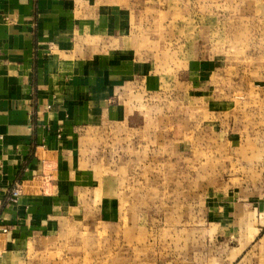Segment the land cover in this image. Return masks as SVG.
<instances>
[{"label":"crops","instance_id":"1","mask_svg":"<svg viewBox=\"0 0 264 264\" xmlns=\"http://www.w3.org/2000/svg\"><path fill=\"white\" fill-rule=\"evenodd\" d=\"M147 1L0 0V264H51L64 249L56 241L83 223L120 221L119 177L98 144L108 127L166 144L164 135L149 136V122L155 107L171 104V93L154 84L156 70L170 61L194 78L188 108L195 136L179 145L185 168L201 173L203 155L217 154L255 175L238 196L248 200V190H264V85L213 57H187L186 44L174 56L158 53L167 60L156 65L158 48L134 31L140 13L154 11ZM204 67L205 77L196 72ZM182 85L175 87L182 92Z\"/></svg>","mask_w":264,"mask_h":264},{"label":"rangeland","instance_id":"2","mask_svg":"<svg viewBox=\"0 0 264 264\" xmlns=\"http://www.w3.org/2000/svg\"><path fill=\"white\" fill-rule=\"evenodd\" d=\"M147 2L154 11L140 13L134 31L140 30V42L146 47L158 48L156 65L167 60L161 55L158 59V53L174 56L179 45L186 44L187 57L199 61L213 57L220 66L230 65L237 75L264 85V0ZM176 68L170 61L169 67L154 74L156 90L165 88L172 99L163 111L155 107L149 136L164 135L165 145L122 137L116 127L105 129L98 144L99 154L119 177L124 198L120 221L83 223L73 237L56 241L64 249L51 256V264H264V190H248V200L238 196V190L250 186L255 175L217 154L203 155L199 173L185 168L187 162L179 156L180 142L194 140L191 116L195 114L188 106L195 95L194 78L180 75ZM207 71L204 67L196 72L205 77ZM179 83H183L182 92L175 87ZM160 102L155 97L154 103L160 106ZM184 103L187 109H179ZM179 122L187 124L178 126ZM207 124L204 119L203 126ZM202 134L209 135V128H203ZM216 200L220 204L211 203ZM234 206L235 213L230 215ZM215 214H220L221 222ZM243 214L249 220H239Z\"/></svg>","mask_w":264,"mask_h":264},{"label":"built area","instance_id":"3","mask_svg":"<svg viewBox=\"0 0 264 264\" xmlns=\"http://www.w3.org/2000/svg\"><path fill=\"white\" fill-rule=\"evenodd\" d=\"M19 188L16 187L13 191H12V194H11V200H14L18 195H19Z\"/></svg>","mask_w":264,"mask_h":264}]
</instances>
